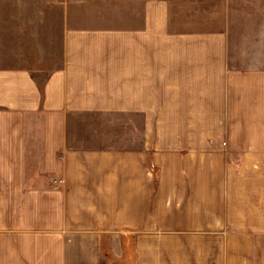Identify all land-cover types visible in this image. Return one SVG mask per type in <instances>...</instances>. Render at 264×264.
I'll return each instance as SVG.
<instances>
[{
    "label": "crops",
    "instance_id": "crops-1",
    "mask_svg": "<svg viewBox=\"0 0 264 264\" xmlns=\"http://www.w3.org/2000/svg\"><path fill=\"white\" fill-rule=\"evenodd\" d=\"M42 1L0 54V264H264V54L229 5Z\"/></svg>",
    "mask_w": 264,
    "mask_h": 264
},
{
    "label": "rangeland",
    "instance_id": "rangeland-1",
    "mask_svg": "<svg viewBox=\"0 0 264 264\" xmlns=\"http://www.w3.org/2000/svg\"><path fill=\"white\" fill-rule=\"evenodd\" d=\"M96 1L99 2V0H83V3L92 2L95 5ZM106 1L111 3V0ZM37 2L38 0H0V10H3V13L5 12L7 15L5 38H7L9 43L6 45V41L2 40L0 54L10 55L18 50L22 57H27V52L31 51L32 47L28 46L31 43L25 44L26 38L21 36V32L24 28L27 29L28 38H32V42L36 40L34 36L29 34L31 28L28 26L30 25L28 22L35 14L32 12L35 11ZM127 2L139 3L140 0H127ZM168 2L173 19L179 24L182 23L180 28L177 27V30H217L219 25V28H221L223 23V8L229 5L230 12H228L226 20L227 22L229 21L231 32L237 31L238 34L246 37L245 42L248 43V46L254 42L256 45H260L258 50L262 55L264 54V0H168ZM110 3L106 6L109 10L113 8L116 0L112 4ZM256 7H259V10L254 11ZM88 11L91 16H95L97 13L94 7L88 8ZM97 20L103 19L98 18ZM256 20L258 24L254 25ZM19 42L24 43L22 49L15 47ZM52 52L58 55V48L53 49ZM47 61L46 59L42 60V62ZM37 77L41 79V76ZM30 172H32L31 169H28V176H30ZM130 254L132 255V253ZM132 258L133 256L129 257L127 264H133Z\"/></svg>",
    "mask_w": 264,
    "mask_h": 264
},
{
    "label": "trees",
    "instance_id": "trees-1",
    "mask_svg": "<svg viewBox=\"0 0 264 264\" xmlns=\"http://www.w3.org/2000/svg\"><path fill=\"white\" fill-rule=\"evenodd\" d=\"M128 262V261H127Z\"/></svg>",
    "mask_w": 264,
    "mask_h": 264
}]
</instances>
